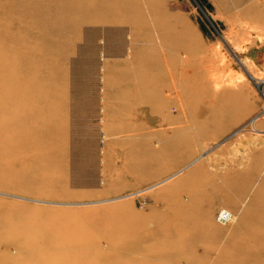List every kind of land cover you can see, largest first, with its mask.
I'll use <instances>...</instances> for the list:
<instances>
[{
    "label": "rangeland",
    "instance_id": "1",
    "mask_svg": "<svg viewBox=\"0 0 264 264\" xmlns=\"http://www.w3.org/2000/svg\"><path fill=\"white\" fill-rule=\"evenodd\" d=\"M263 35L264 0L1 3L0 264H264Z\"/></svg>",
    "mask_w": 264,
    "mask_h": 264
},
{
    "label": "bare ground",
    "instance_id": "2",
    "mask_svg": "<svg viewBox=\"0 0 264 264\" xmlns=\"http://www.w3.org/2000/svg\"><path fill=\"white\" fill-rule=\"evenodd\" d=\"M6 2H7V0H0V4L1 3H3V4H6ZM102 9V8H101ZM107 10V9H106ZM112 21H118V19H116V18H114V19H112ZM256 30V29H255ZM264 36V35H263ZM244 37V36H243ZM247 40V39H246ZM249 40V39H248ZM247 40V41H248ZM236 46H237V44H236ZM254 55V54H253ZM263 55V54H262ZM223 57H225L224 56V54H223ZM254 57V56H253ZM221 59V58H220ZM250 59V58H249ZM253 59V58H252ZM248 61V60H247ZM240 62H242V64L246 67V70L248 71V73L251 75V77H253L254 79H259V77H257L256 76V74H253V72H252V68L251 69H249L248 67H247V65L245 64V62L241 59V61ZM254 63V62H253ZM251 66H252V64H250ZM255 65H256V63H255ZM217 68V67H216ZM257 72H258V70H257ZM257 72H255V73H257ZM259 72H261L262 74H263V72H264V67L263 68H260L259 69ZM260 73V74H261ZM261 74V75H262ZM260 79H262V78H260ZM221 83V82H220ZM220 83H218V84H220ZM218 86V85H217ZM260 118V116L258 117V116H256V118L255 119H253V120H258V119ZM256 129V128H255ZM199 157V156H198ZM197 159H195V160H193V162H191V163H194L195 161H196ZM190 164V163H189ZM181 172V171H180ZM164 180V179H163ZM158 183V182H157ZM146 189H148V188H146ZM145 189V190H146ZM145 190H139V191H145ZM135 193H139V192H135ZM116 198V197H115ZM112 199V198H111ZM36 200V199H35ZM43 201V200H42ZM99 201V200H98ZM46 202V201H45ZM51 202V201H50ZM229 209V208H228ZM233 214H232V218H231V220H230V222L232 223V222H234L235 220H236V216H235V214H234V212H232Z\"/></svg>",
    "mask_w": 264,
    "mask_h": 264
},
{
    "label": "built area",
    "instance_id": "3",
    "mask_svg": "<svg viewBox=\"0 0 264 264\" xmlns=\"http://www.w3.org/2000/svg\"><path fill=\"white\" fill-rule=\"evenodd\" d=\"M232 211L228 208L221 209L217 214V220H219L222 223H227L232 218Z\"/></svg>",
    "mask_w": 264,
    "mask_h": 264
}]
</instances>
